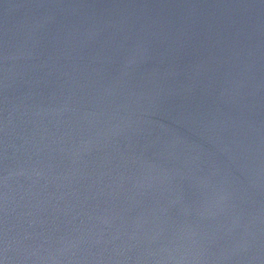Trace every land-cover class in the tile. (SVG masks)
I'll return each instance as SVG.
<instances>
[{
	"label": "water",
	"instance_id": "95a60500",
	"mask_svg": "<svg viewBox=\"0 0 264 264\" xmlns=\"http://www.w3.org/2000/svg\"><path fill=\"white\" fill-rule=\"evenodd\" d=\"M0 264H264V0H0Z\"/></svg>",
	"mask_w": 264,
	"mask_h": 264
}]
</instances>
